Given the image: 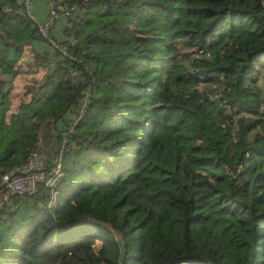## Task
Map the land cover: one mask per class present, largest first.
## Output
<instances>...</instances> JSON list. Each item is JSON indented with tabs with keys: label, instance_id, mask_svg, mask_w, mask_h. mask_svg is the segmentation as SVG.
<instances>
[{
	"label": "trees",
	"instance_id": "1",
	"mask_svg": "<svg viewBox=\"0 0 264 264\" xmlns=\"http://www.w3.org/2000/svg\"><path fill=\"white\" fill-rule=\"evenodd\" d=\"M68 3L74 42L47 57L37 16L0 0V173L38 150L44 120L65 132L88 91L54 205L42 184L0 204V264H264V0ZM25 48L47 63L39 106L8 123Z\"/></svg>",
	"mask_w": 264,
	"mask_h": 264
},
{
	"label": "built area",
	"instance_id": "2",
	"mask_svg": "<svg viewBox=\"0 0 264 264\" xmlns=\"http://www.w3.org/2000/svg\"><path fill=\"white\" fill-rule=\"evenodd\" d=\"M17 4L31 17L35 19V13L33 11V0H15ZM78 10L77 4H54L52 0H49L48 6L45 10L42 19H36L37 31L41 35L43 41L47 45V49L50 53L58 51L62 55L68 54L69 44L74 42L73 36L65 37L64 40L61 37L52 34L51 29L53 25H60L61 29H68L75 18V14ZM208 51L202 48H194L189 53V59L192 57H198L201 55H207ZM76 71L71 69L69 71V78L75 79ZM219 80H223V75L216 74ZM202 77V75H199ZM260 78L264 81V66L260 70ZM223 90V84L216 87L210 93L211 100L216 99L221 95ZM88 91L81 101L78 110L79 117L84 111L87 103ZM224 107L228 104L223 103ZM236 109L235 106L229 108L230 111ZM234 114V113H233ZM237 113H235L234 117ZM77 117L73 118L69 125L65 128V132H60L61 126L55 125L56 138L58 144L55 147V154L52 157V163L50 166H46L44 162V156L38 150H31L27 154L24 161L19 164L12 165L6 168L0 173V204L7 202L10 195L32 193L39 185H45L52 189V199L50 205H54L56 201V191L53 187L57 184L62 176L60 168V153L64 142L66 141V132L71 131L76 122Z\"/></svg>",
	"mask_w": 264,
	"mask_h": 264
},
{
	"label": "crops",
	"instance_id": "3",
	"mask_svg": "<svg viewBox=\"0 0 264 264\" xmlns=\"http://www.w3.org/2000/svg\"><path fill=\"white\" fill-rule=\"evenodd\" d=\"M54 4H58L59 0H52ZM49 0H33V10L37 19H42L45 10L48 6ZM77 15V13H76ZM51 32L53 35L65 38L67 37L66 29H61L60 25H53ZM34 48L39 52H44L47 57H50V52L47 49V45L43 40L37 41L34 44ZM34 58L30 54L29 48H25L18 62L20 66L14 74L7 76L8 83L11 86L6 98L4 99L1 109L4 112V120L8 123L11 121L23 122L28 113L39 106L37 102L32 100V94L35 89L37 81H39L44 75L46 64L40 63L38 60L33 63ZM55 123V122H54ZM61 126L60 119L56 121V124ZM47 135L49 137L56 136L55 126L48 129ZM52 152L49 156H51Z\"/></svg>",
	"mask_w": 264,
	"mask_h": 264
},
{
	"label": "water",
	"instance_id": "4",
	"mask_svg": "<svg viewBox=\"0 0 264 264\" xmlns=\"http://www.w3.org/2000/svg\"><path fill=\"white\" fill-rule=\"evenodd\" d=\"M50 124V120L46 119L40 126L41 140L38 147V151L45 157L49 158L50 153L58 144L56 137H49L46 132V126Z\"/></svg>",
	"mask_w": 264,
	"mask_h": 264
},
{
	"label": "rangeland",
	"instance_id": "5",
	"mask_svg": "<svg viewBox=\"0 0 264 264\" xmlns=\"http://www.w3.org/2000/svg\"><path fill=\"white\" fill-rule=\"evenodd\" d=\"M32 7H33V4H32ZM177 42H178V40H177ZM177 44H179L180 45V47L182 48V46H183V41L182 40H179V42L177 43ZM264 107V106H263ZM95 245H98L99 244V240H98V238H95Z\"/></svg>",
	"mask_w": 264,
	"mask_h": 264
}]
</instances>
